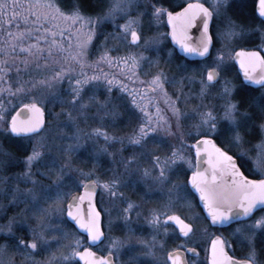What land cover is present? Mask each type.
Masks as SVG:
<instances>
[{
	"label": "snow or ice",
	"instance_id": "1",
	"mask_svg": "<svg viewBox=\"0 0 264 264\" xmlns=\"http://www.w3.org/2000/svg\"><path fill=\"white\" fill-rule=\"evenodd\" d=\"M0 264H264V0H0Z\"/></svg>",
	"mask_w": 264,
	"mask_h": 264
},
{
	"label": "flooded vegetation",
	"instance_id": "2",
	"mask_svg": "<svg viewBox=\"0 0 264 264\" xmlns=\"http://www.w3.org/2000/svg\"><path fill=\"white\" fill-rule=\"evenodd\" d=\"M258 22H259V21H256V23H258ZM249 43H251V44H257V43H259V41L256 40V39H252V40L249 41ZM213 55H214V53H213ZM232 71H233L234 74H235V68H233ZM229 75H231V74L229 73ZM221 230H222V231H227L226 229H221Z\"/></svg>",
	"mask_w": 264,
	"mask_h": 264
},
{
	"label": "rangeland",
	"instance_id": "3",
	"mask_svg": "<svg viewBox=\"0 0 264 264\" xmlns=\"http://www.w3.org/2000/svg\"><path fill=\"white\" fill-rule=\"evenodd\" d=\"M173 70H175V69H173ZM230 74H231V75H234V72H233V71H231V72H230ZM144 227H145V231L147 232V231H148V229H147V226L145 225ZM54 247H55V245H54ZM123 259H124V260H127V259H128V257H127V256H125V257H123Z\"/></svg>",
	"mask_w": 264,
	"mask_h": 264
},
{
	"label": "trees",
	"instance_id": "4",
	"mask_svg": "<svg viewBox=\"0 0 264 264\" xmlns=\"http://www.w3.org/2000/svg\"><path fill=\"white\" fill-rule=\"evenodd\" d=\"M119 234V233H118Z\"/></svg>",
	"mask_w": 264,
	"mask_h": 264
}]
</instances>
